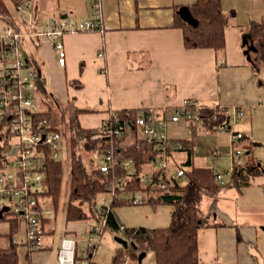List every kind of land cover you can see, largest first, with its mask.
<instances>
[{
	"label": "crops",
	"instance_id": "crops-1",
	"mask_svg": "<svg viewBox=\"0 0 264 264\" xmlns=\"http://www.w3.org/2000/svg\"><path fill=\"white\" fill-rule=\"evenodd\" d=\"M100 1L102 30L67 31L63 36L64 66L58 62L51 39H38L36 66L52 96L69 101L73 111L76 107L88 109L79 117L85 127H99L122 109L154 111L155 117L161 118L163 108L172 111L185 97L198 98L208 106L222 105L229 116L228 129L209 128L200 122H172L168 126L170 139L191 140L194 160L196 146H205L201 134L212 135L211 144L219 145L222 156L229 145L222 133L230 136L239 130L243 137L232 146L264 163V53L260 48L264 0H221L229 23L224 33L226 46L220 53L214 48H187L182 28L175 25L177 10L188 17L187 7L196 0ZM33 5L36 18L48 21L50 16L41 13L44 6L37 0ZM92 8L93 4L81 17L73 7L51 17L68 15L82 22L91 18ZM234 108L244 110L237 120ZM180 153L186 155L185 160L178 158ZM247 157L233 161V166L245 163ZM187 158L186 151L173 149L170 168L175 171L173 166L178 169ZM233 172L228 179L223 176L216 195H205L202 200L208 225L198 232L201 264H264V172L251 176L247 184L235 183ZM39 204L52 215L45 217L43 249L35 252L33 264H57L53 256L62 237L72 235L78 243V233L86 227L74 223L68 228L70 221L65 220L54 245L57 215L66 218L67 205L64 209L59 202L55 206L48 196H39ZM77 221L81 220L71 222ZM95 221L90 230L98 227L103 233L104 221L101 228ZM32 256L33 252L31 261Z\"/></svg>",
	"mask_w": 264,
	"mask_h": 264
},
{
	"label": "built area",
	"instance_id": "built-area-1",
	"mask_svg": "<svg viewBox=\"0 0 264 264\" xmlns=\"http://www.w3.org/2000/svg\"><path fill=\"white\" fill-rule=\"evenodd\" d=\"M93 3L92 16L82 22L73 21L68 15L53 16L48 21H42L34 15L33 0H22L12 5L11 12L15 22L0 21V144L4 165L0 164V211L3 216L15 215L26 222L25 238L21 240L29 249L39 251L43 249L45 224L43 219L52 215L50 209L42 210L38 207L39 196L47 189L43 183L46 169V150L51 151L53 158L59 159L61 147L65 139V130L57 129L52 121L38 118L42 111L38 103V86L42 79L38 67L31 62L24 47L23 38L32 41L42 37L51 39L58 54L61 66L66 64V51L63 36L73 30H102V8L100 0ZM235 119L244 115L241 108L233 109ZM229 116L222 105L208 106L195 97H185L172 111L163 108L161 118L155 117V112L138 113L132 127L125 124L111 127V123L119 125L117 111L103 125L105 132L96 133L94 139L109 135L123 138L127 132L141 139H157L159 152L149 165L148 172L141 174L140 181L146 186H155L161 194L170 193L176 181L186 176V170L178 167L176 171L170 168L171 139L168 126L172 122H200L203 125L217 129H228ZM243 137L242 131H232V144ZM182 147L181 144L177 145ZM214 163L221 155L219 146H212L209 150ZM233 161L240 158L243 149L232 146ZM121 154H117L115 147H109L102 156L101 171L107 173ZM131 167L133 158L121 161ZM216 181L223 184V173L212 167ZM235 170V165L233 170ZM118 191L125 189V184H119ZM115 191H112V194ZM118 193V192H117ZM147 195L133 196L128 202L139 204L148 201ZM102 206L104 201H102ZM0 218V219H2ZM105 223V221H104ZM121 230L125 226L121 224ZM99 233L98 227H93L90 234ZM16 238V237H15ZM14 238V241L16 239ZM96 242L90 237L84 251L79 255L78 243L74 236L64 235L57 249V264H89L88 256L93 255ZM86 255V256H85Z\"/></svg>",
	"mask_w": 264,
	"mask_h": 264
},
{
	"label": "trees",
	"instance_id": "trees-1",
	"mask_svg": "<svg viewBox=\"0 0 264 264\" xmlns=\"http://www.w3.org/2000/svg\"><path fill=\"white\" fill-rule=\"evenodd\" d=\"M20 1L22 0H0V21L14 23L15 17L8 4L15 5ZM187 8L189 9L188 17L178 10L175 14V25L183 30L185 46L187 48H214L218 53L223 52L226 46L224 33L229 23V15L223 10L221 0H196ZM260 27L262 35L260 48L264 53V17ZM38 90L47 92L43 75ZM41 108L42 111L37 113V117L51 121L50 109L42 106ZM86 111L88 109L76 107L64 132L65 138L69 140L70 151V187L66 202V220H85L91 216L99 222L105 221V229L121 231L125 239L134 243L133 252L135 254L142 245H145L143 250L153 251L155 264H201L198 232L200 228L208 225L207 215L204 214L201 203L205 195H216L222 184L216 181L211 167L194 163L192 141L189 139L171 140L170 154L173 153V149L178 148V143L182 145L178 149L187 152V160L180 164V167L186 170V176L183 177L184 180L175 182L170 193L161 194L157 187L146 186L139 179L141 174L148 172L149 165L153 164L159 152L158 140L141 139L136 134L129 135L127 132L123 138L118 135H109L94 139V134L106 133V129L104 125L83 126L79 117ZM139 112L140 110L136 108L118 110L120 123L119 125L111 123V127L122 128L126 123L132 127ZM56 128L60 129L58 126ZM209 128H212V125ZM112 146L115 147L117 154H121V158L105 173L100 169L102 156ZM3 147L0 144L1 165H4ZM83 149L89 152L86 159L82 152ZM246 152L244 150L242 156H248L247 161L237 164L233 172L234 182L237 184H247L251 176L264 172V163L253 159L250 153ZM46 154L43 183L47 189L41 195L50 197L56 206L61 194L64 163L62 159L53 158L51 151L46 150ZM92 154L100 158L97 164H93L95 158ZM128 158L134 160L131 167L121 162ZM119 184H125V191H141L144 195L149 193L150 195H147L149 199L146 202L171 204L173 208L170 223L166 226H133L121 230V224L113 207L128 201L117 198L116 188ZM106 191H115L113 200L110 206L105 205L98 209L96 207L97 196ZM38 207H41L39 203ZM3 219L9 222L10 229L8 232H0V264H20L19 244L14 241V238L19 231L22 218L7 215L3 216ZM47 220L48 218H44V223ZM99 234L101 235L102 232L99 231ZM123 251L124 247L117 250L112 264H127ZM27 252V258L31 260L32 251L29 246ZM77 256L79 258V250ZM87 258L89 264H98L94 261L93 255Z\"/></svg>",
	"mask_w": 264,
	"mask_h": 264
},
{
	"label": "rangeland",
	"instance_id": "rangeland-1",
	"mask_svg": "<svg viewBox=\"0 0 264 264\" xmlns=\"http://www.w3.org/2000/svg\"><path fill=\"white\" fill-rule=\"evenodd\" d=\"M36 1V0H35ZM41 6L43 5L45 10H41V13L45 16H50L53 14H59L61 10L68 9V7H73L77 14H79V17L85 16L84 12L85 9H89V6H91L92 1L87 0H37ZM73 4V6H71ZM42 6V7H43ZM78 17V18H79ZM41 17L40 19H42ZM77 18V16H76ZM77 18V19H78ZM83 18V17H82ZM1 26V24H0ZM23 47L27 53V55L31 56V62L36 65L38 62L36 57V52L39 47L38 45V39H35L32 41L29 38H23ZM53 45V43H52ZM53 50L56 52L55 47L53 45ZM45 52V54H47ZM57 54V52H56ZM48 57V54H47ZM37 60V61H36ZM71 98V97H70ZM38 103L40 106L45 107L47 109H50L51 111V121L57 125L58 127L66 130L67 124L69 122V118L71 114H73V110L70 108L69 101L64 102L61 97H54L50 94V91L47 89V92H43L41 90H38ZM212 135L207 134L206 136L204 134H201L199 138L202 137L201 142L205 143V146H196L195 154H194V163L196 165L206 166V167H213L216 168L220 173H223V176H225V179H228L232 175L233 170V159L231 156V150H232V135H228L227 133H222L221 137L229 139V145H227L223 149L222 156L219 157V160L216 161V165H214V160L211 158V155L209 153V150L211 146H219L211 144L212 143ZM231 142V143H230ZM83 155L86 159L87 155H89V152L86 151V149L82 150ZM244 152V151H243ZM69 140L68 138H65L63 140V145L61 147V154L59 156V159L63 160L64 163V175L61 183V194L59 196V205L62 209L65 208L69 187H70V163H69ZM243 155V154H242ZM180 160H185L186 155L184 153H180L178 155ZM92 157L95 158L93 164H97L100 161V158L98 155L92 154ZM239 158H235V162ZM66 160V162H65ZM88 163V161H86ZM238 162V161H237ZM92 164V163H89ZM173 169L176 171L177 167L173 166ZM185 178H182L181 180H184ZM143 193L141 191H125L121 190L118 191L116 194L117 198L120 200L124 199H131L133 196L140 197ZM43 196V195H40ZM113 200V194L111 192H103L97 196L96 200V207L98 209L102 208V201H104V205L110 206L111 202ZM114 208V211L116 213V216L120 223L125 224L127 227H133V226H150V227H157V226H166L170 223L171 219V211L173 206L169 203L160 202L157 204H152L149 202L144 203H131V202H124L122 204L116 205ZM61 209V210H62ZM12 215H8L10 217ZM65 220L66 218L63 216V214L58 213L57 215V222L55 225V235H54V245L56 244L59 235L61 234V231L63 228H65ZM8 221L4 220L3 218L0 219V231H8ZM74 223H82L85 225L86 229L83 228L78 233V250L79 255L86 254V251L84 249L86 248L88 244V240L91 237L92 241L96 242V249L93 253V259L98 264H112L113 256L116 254L118 247H122L116 240V236H122L123 232L121 231H114L109 229H104L103 233L100 235L99 233L95 232L92 235L90 234V228L92 224H96L95 218L89 217L86 220H81L80 222H68L67 227L69 228ZM101 223V222H100ZM76 225V224H74ZM75 227V226H74ZM102 227V223L99 226ZM25 230H26V222L24 220H20V227L19 231L15 235V239L17 243L19 244V261L20 264H33L35 260V252H33L32 261L27 258V251L28 246L26 244H23L21 242L22 239L25 238ZM56 238V239H55ZM145 246V245H144ZM144 246L142 245L140 249L137 250V254H135L133 251L132 246L124 247V253L126 255V262L127 264H155V258L153 251H147L146 256L143 258L142 262H139L137 255L139 256L141 252L144 250ZM55 251V250H54ZM86 256V255H85ZM56 259L57 261V252L56 255L53 256V260Z\"/></svg>",
	"mask_w": 264,
	"mask_h": 264
},
{
	"label": "water",
	"instance_id": "water-1",
	"mask_svg": "<svg viewBox=\"0 0 264 264\" xmlns=\"http://www.w3.org/2000/svg\"><path fill=\"white\" fill-rule=\"evenodd\" d=\"M0 218H2V212L0 211ZM115 240L120 244L122 245V247H128V246H132L134 247V243L125 239L124 237L122 236H116L115 237ZM147 254V251L144 250L143 252H141V254L138 256V260L139 262H142L143 261V258L146 256Z\"/></svg>",
	"mask_w": 264,
	"mask_h": 264
}]
</instances>
